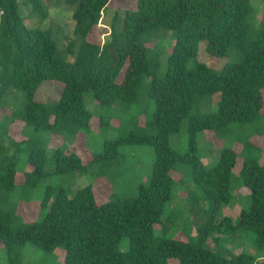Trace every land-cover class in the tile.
<instances>
[{
  "label": "trees",
  "instance_id": "1",
  "mask_svg": "<svg viewBox=\"0 0 264 264\" xmlns=\"http://www.w3.org/2000/svg\"><path fill=\"white\" fill-rule=\"evenodd\" d=\"M111 2L77 0L73 36L61 50L51 31L25 24L37 10L46 15L42 0H0V10L5 13L0 27V108L10 88L28 99L25 107L13 110L0 123V204L3 193L17 184L15 165L3 156L9 146L17 144L12 136L15 125L75 134L89 127L92 118L86 93L91 92L103 106L117 101L137 103L146 78L151 79L147 95L155 100L148 125L154 134L134 133L106 142L104 152L91 159L98 164L112 162L122 144H148L156 154L150 185L140 186L135 198L101 204L91 185L72 195L61 189L42 221L18 228L10 212L0 208V242L7 250L8 264H17L29 243L47 253L63 249L64 264H169L172 258L180 264H264L246 253L224 256L209 247L216 243L214 232L241 229L253 231L264 251V163L253 157L243 160L240 178L250 191L251 205L234 222L222 217L221 209L232 198V171L240 155L223 149L215 167L209 169L204 167L197 145L201 132L220 136L232 124H248L262 115L264 28L256 29L250 22L251 1L138 0L136 9L125 11L121 19L116 16L106 29L99 24ZM161 29L174 31L176 41L165 74L157 76L160 56L149 55V48L139 39ZM201 41L207 42L212 58H223L233 48L242 60L222 71L201 63L189 67ZM66 56L75 60L69 62ZM48 81L63 83L60 100L35 102L38 89ZM216 93L221 94L217 111L191 114L201 98ZM186 120L188 147L180 154L169 138L180 132ZM53 157L57 174L88 172L75 152L57 150ZM29 161L33 168L25 173V184L35 187L45 175V151L34 150ZM180 163L192 169L195 190H188L190 203L207 206L192 241L156 236L154 231L163 223L165 207L173 197L176 182L172 172ZM124 239H128L129 249L120 251Z\"/></svg>",
  "mask_w": 264,
  "mask_h": 264
},
{
  "label": "rangeland",
  "instance_id": "2",
  "mask_svg": "<svg viewBox=\"0 0 264 264\" xmlns=\"http://www.w3.org/2000/svg\"><path fill=\"white\" fill-rule=\"evenodd\" d=\"M250 1L254 8L250 22L254 28L262 29L264 28V0ZM137 2L138 0H112L99 26L109 29L116 16L121 19L125 11L136 9ZM42 6L46 15L37 10L31 18L25 20V24L28 28L51 31L58 47L63 50L68 44V38L73 36L75 26L73 14L78 6L77 0H42ZM23 14L25 15L26 12ZM101 39L104 41L105 36ZM175 41L174 31L168 29L144 33L140 36L139 42L149 48V55L160 56V69L157 76L165 74L167 60ZM66 60L73 62L75 57L66 56ZM241 60V55L233 48L229 55L223 58H212L207 53V42L201 41L197 58L190 60L188 65L192 67L201 63L216 71H222L227 65ZM150 82V78L144 79L140 100L129 105L117 101L112 106H103L94 99L91 92L86 93L85 103L92 118L89 127L75 134L57 132L52 129L35 130L33 127L15 125L16 133H12V136L17 144L12 147L7 144L9 148L3 156L14 163L17 184L14 190L3 193L0 208L10 212L16 228L42 221L61 189L72 195L79 189L91 185L96 201L101 204L107 201L135 198L138 196L140 186L150 185L156 154L154 148L148 144H122L119 156L112 162L103 161L99 164L91 162L96 154L104 152L106 142L117 141L134 133L154 134L148 128L155 111V100L147 95ZM63 88L64 85L60 81L45 82L38 89L34 101L54 104L60 100ZM220 101V93L203 97L191 114L194 116L215 112ZM27 104L28 99L22 92L10 88L0 108V123L5 122L13 110L23 108ZM187 129L188 121L186 120L180 132L172 134L169 138L172 148L180 154L185 153L188 147ZM197 145L198 155L204 167L209 169L215 167L223 149H233L240 155L232 171V198L221 209L222 217L228 216L236 222L241 211L248 209L251 205L250 191L240 178L243 160L253 157L260 164L264 163V107L262 115L256 121L248 124H232L220 136L207 131L199 133ZM40 148L46 153L45 175L37 186L30 187L25 184L24 175L33 168L29 161L30 154ZM57 150L75 152L87 166L88 172L57 174L54 171L53 157ZM172 175L176 182L173 197L165 207L162 219L164 224L156 225L154 231L156 236L192 241L197 236V227L204 218L202 209L207 206H204L203 202L190 203L188 199L190 193L188 190H195L190 166L180 163ZM212 236L216 238V243H210L209 247L215 252L224 256L246 253L258 261L264 260V251L258 247L256 234L253 231L231 229L221 233L214 232ZM128 249L129 241L124 239L119 245V250ZM21 254L17 264H64L65 259L63 249L47 253L32 243L27 244ZM0 264H8L7 250L1 242ZM169 264H180V260L172 258Z\"/></svg>",
  "mask_w": 264,
  "mask_h": 264
},
{
  "label": "built area",
  "instance_id": "3",
  "mask_svg": "<svg viewBox=\"0 0 264 264\" xmlns=\"http://www.w3.org/2000/svg\"><path fill=\"white\" fill-rule=\"evenodd\" d=\"M4 15H5L4 11L3 10H0V27L3 24Z\"/></svg>",
  "mask_w": 264,
  "mask_h": 264
}]
</instances>
